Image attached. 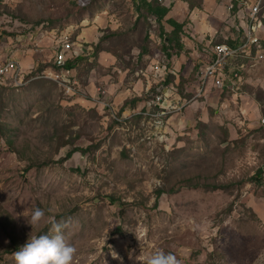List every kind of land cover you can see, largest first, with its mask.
Masks as SVG:
<instances>
[{"label":"rangeland","instance_id":"374dc122","mask_svg":"<svg viewBox=\"0 0 264 264\" xmlns=\"http://www.w3.org/2000/svg\"><path fill=\"white\" fill-rule=\"evenodd\" d=\"M207 1L150 0L168 8L159 19L140 0H0V62L38 76L63 32L81 52L69 87L0 85V264L53 222L72 264H142L157 250L264 264V62L238 58L232 91L197 95L210 46L244 28L226 0ZM195 12L213 28L195 29Z\"/></svg>","mask_w":264,"mask_h":264},{"label":"built area","instance_id":"2783aa9c","mask_svg":"<svg viewBox=\"0 0 264 264\" xmlns=\"http://www.w3.org/2000/svg\"><path fill=\"white\" fill-rule=\"evenodd\" d=\"M228 10L231 13L243 12V36L238 41L233 40L231 44L223 42L210 46L207 59L204 60L205 63L199 64L198 82L196 83L199 97L204 96L209 87L218 90L225 88L233 90L237 86L242 72L241 68L238 70L231 68L233 62L238 58L251 57L256 62L264 61L262 43L264 39V0H230ZM73 45L71 34L63 32L55 46L54 64L50 70L46 69L38 76L34 75L33 69L28 71L18 58H9L0 62V85L11 82L15 87L20 88L35 77H41L63 82V85L69 87L70 79L67 74L70 73L71 68L66 66L67 59L81 54L78 51L79 48L76 49ZM156 67L158 70L164 68L165 74H167L166 65L158 63Z\"/></svg>","mask_w":264,"mask_h":264},{"label":"clouds","instance_id":"9594fccd","mask_svg":"<svg viewBox=\"0 0 264 264\" xmlns=\"http://www.w3.org/2000/svg\"><path fill=\"white\" fill-rule=\"evenodd\" d=\"M44 216L45 212L37 207L27 219L34 227ZM62 227L60 223L53 222L48 233L30 235L28 241L13 253L16 264H72L77 249L66 241ZM138 260L142 264H182L175 253L164 250H157L151 255L142 251Z\"/></svg>","mask_w":264,"mask_h":264},{"label":"trees","instance_id":"16d2710c","mask_svg":"<svg viewBox=\"0 0 264 264\" xmlns=\"http://www.w3.org/2000/svg\"><path fill=\"white\" fill-rule=\"evenodd\" d=\"M141 1V3L142 4H145L148 8H149V10L154 14V15H156L159 19L160 18H164L166 15H167V13H168V8H165V7H161V5H153L151 2H149L148 0H140ZM170 24H171V26L173 27V28H180L181 26L179 25V23H177L176 21H174V20H169L168 21ZM169 40V42H174V41H176L175 40V38L173 39V38H168ZM173 40V41H172ZM177 43L179 44V46H180V48H181V43H180V40H177ZM219 43H223V42H219ZM228 43H232L231 41H229ZM262 43H263V46H264V39L262 40ZM217 44V43H216ZM169 55H171V54H169ZM79 56H77V57H75L74 59H67V62H66V66L68 67V68H71L73 65H74V62H75V60L78 58ZM34 71V70H33ZM197 71H199V66H198V70ZM226 90H229L228 88H225L223 91H226ZM230 91H232V90H230ZM78 149H80V148H78ZM77 149V150H78ZM83 150L84 151H86V149H84L83 148ZM76 150H71L68 154H67V157H70L74 152H75ZM258 177V176H257Z\"/></svg>","mask_w":264,"mask_h":264},{"label":"crops","instance_id":"0c3cea01","mask_svg":"<svg viewBox=\"0 0 264 264\" xmlns=\"http://www.w3.org/2000/svg\"><path fill=\"white\" fill-rule=\"evenodd\" d=\"M227 2H228V5L230 4V0H226ZM149 2H150V0H149ZM205 2H206V0H205ZM207 3L209 4V3H214L213 5H215V2H214V0H208L207 1ZM206 3V5L207 6H209L208 4ZM213 5H212V7H213ZM211 9V8H210ZM229 11V10H228ZM237 12V11H236ZM236 12H233V13H231V12H229L230 14H235L236 16H235V18L237 17V14L239 15V13L240 12H238V13H236ZM242 14H243V12H241ZM240 13V14H241ZM244 16V15H243ZM193 22H194V25H195V29H197L198 31H200V32H202V33H204V32H207V31H209V30H211V28H213L212 26H213V24H211L208 20H207V17L206 16H204V14H202V13H196L195 12V14H194V16H193ZM242 23L244 24V22L242 21ZM242 27H243V25H242ZM242 32L243 31H241V34H242ZM243 36V35H242ZM241 35H240V33H239V35L237 36V37H231V38H227L226 39V41L224 42V43H226V42H229V41H238L241 37H242ZM34 37V36H33ZM54 48H55V46H54ZM20 50H22V56L24 57V55H25V50L24 49H22V48H20ZM30 50V49H29ZM56 50V49H55ZM25 51V52H24ZM24 52V53H23ZM27 56V55H26ZM32 58H33V56H32ZM25 59V58H24ZM207 59V58H206ZM26 60V59H25ZM24 60V61H25ZM26 61H28V59L26 60ZM25 61V62H26ZM29 62V61H28ZM264 62V61H263ZM21 63H22V61H21ZM27 63V62H26ZM23 64V63H22ZM34 68V65H33V67L32 68H30V69H33ZM46 69H48V70H50V67L49 66H47V68Z\"/></svg>","mask_w":264,"mask_h":264}]
</instances>
